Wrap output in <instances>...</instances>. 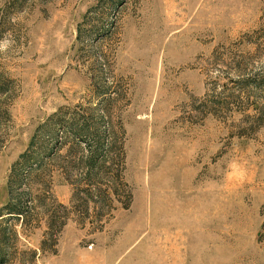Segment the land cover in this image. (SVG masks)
<instances>
[{"label": "rangeland", "instance_id": "1", "mask_svg": "<svg viewBox=\"0 0 264 264\" xmlns=\"http://www.w3.org/2000/svg\"><path fill=\"white\" fill-rule=\"evenodd\" d=\"M0 262L264 264V0H0Z\"/></svg>", "mask_w": 264, "mask_h": 264}, {"label": "trees", "instance_id": "2", "mask_svg": "<svg viewBox=\"0 0 264 264\" xmlns=\"http://www.w3.org/2000/svg\"><path fill=\"white\" fill-rule=\"evenodd\" d=\"M94 140H95V143H96V146L98 147V149L102 151V152H101L102 154H99L98 157H99V158H100V157H101V158H102V157H103V158H106L107 155H108V154H106V152H107L106 148L108 147V141L103 140V136H102V137H100V136H95ZM83 143H87L86 140L83 141ZM111 148H112V147H111ZM97 151H98V150L96 149V152H97ZM94 154H95V153H93L92 155H94ZM89 167L93 169V167H95V164L93 163V164H91ZM12 211L17 212L16 210H12ZM10 214H13V215H19V213H10ZM0 264H1V262H0Z\"/></svg>", "mask_w": 264, "mask_h": 264}]
</instances>
